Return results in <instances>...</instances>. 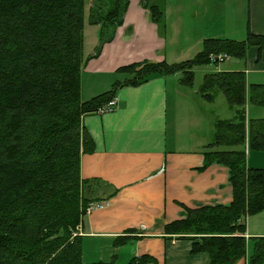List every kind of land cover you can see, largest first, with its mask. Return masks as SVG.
Segmentation results:
<instances>
[{"label": "trees", "instance_id": "1", "mask_svg": "<svg viewBox=\"0 0 264 264\" xmlns=\"http://www.w3.org/2000/svg\"><path fill=\"white\" fill-rule=\"evenodd\" d=\"M96 2L104 8H91L96 21L90 19L89 24L99 27V43L84 57L85 0H0V264H111L82 262L77 228L86 209L116 194L112 190L98 198L88 185L100 182L80 177L81 154L94 150L82 117L115 102L119 88L174 74H180L181 86L191 88L194 69L212 64L210 55L242 60L249 48L264 49V36L250 33L243 41L206 39L189 60L122 66L116 72L129 78L82 101V70L112 41L129 5V0ZM142 5L161 32V8L150 0ZM198 88L208 102L221 92L234 110L233 119L214 124L213 138L204 146L203 163L197 168L202 172L215 163L227 168L232 200L227 205L184 208V217L166 224L164 234L190 241V253L206 254L208 264H235L246 256L247 247V264H264V238L246 239L244 223L246 217L264 211V168L248 167L244 148L247 142L249 152L264 150V120L246 116L247 104L264 108V85L246 87L240 71L213 72L203 76ZM128 239L120 236L113 244L124 246ZM129 264L158 262L143 255Z\"/></svg>", "mask_w": 264, "mask_h": 264}, {"label": "crops", "instance_id": "2", "mask_svg": "<svg viewBox=\"0 0 264 264\" xmlns=\"http://www.w3.org/2000/svg\"><path fill=\"white\" fill-rule=\"evenodd\" d=\"M150 1L161 8L164 29L160 32L151 22L143 0H129L123 24L116 28L112 41L105 43L100 55L88 61L82 70V101L109 90L115 81L129 78L116 72L122 66L142 61L174 64L189 60L201 51L206 39L243 41L248 33L264 36V0ZM95 27L98 31L99 27ZM229 58L226 55L224 60ZM233 59L213 72L240 71L245 75L246 87L264 85V49L251 47L244 59ZM178 76H156L139 86L119 88L112 111L82 117V126L94 150L81 154L80 177L100 182L88 185V191L98 198L108 196L112 190L116 194L105 202L103 209L84 217L77 235L107 243L127 236L128 241L119 251L128 249L126 258L149 255L158 264H208L206 254H191V242L166 236L164 226L182 219L184 208L231 202L227 168L218 163L202 172L197 168L203 163L204 146L213 138L214 124L233 119L234 110L228 107L231 116L206 119V131L185 144L178 136L177 122L182 117L186 124L189 119L196 128L201 126L202 115L196 108L192 109L193 101L184 100L181 103H188L189 118L178 111L177 119L174 116L176 122L170 121L172 101L168 85L172 84L174 91L179 92L183 86ZM172 105L175 107L173 102ZM246 116L247 120H264V108L247 104ZM247 153L248 167L264 168V150L247 149ZM244 223L246 239L264 238V211L246 217ZM129 230L133 233H127ZM250 252L247 247L246 256L235 264H247ZM113 256L117 259L119 253Z\"/></svg>", "mask_w": 264, "mask_h": 264}, {"label": "rangeland", "instance_id": "3", "mask_svg": "<svg viewBox=\"0 0 264 264\" xmlns=\"http://www.w3.org/2000/svg\"><path fill=\"white\" fill-rule=\"evenodd\" d=\"M99 5L101 6L103 10L104 8L103 3L98 4V2H96L95 4V0H85L84 46H83L84 56L92 54L91 52L94 51L93 47L96 45V42L99 43L97 28L95 27V25L89 24V20L91 19V14L93 13V11H95L98 8ZM92 7H95L93 11L91 9ZM93 21H96V19L95 18L91 19V22ZM94 40H95V43L93 42ZM188 53L189 52H187L186 54ZM189 55H193L192 52H190ZM232 60L234 59L229 58L227 60H223L222 62H218L217 64L212 63L206 66L195 68L194 69L195 79H194V84L191 88L180 86L181 87L180 91L175 92L172 84L168 85L169 99L175 105V107H173L172 102H171V105L169 108V116H171V119H170L171 122H176V120L174 119V116L176 115V119H177L178 111L181 112V115L186 113L187 117L189 118V114L186 109L188 107V103L187 105L186 104L182 105L181 103L184 100L186 102H188L189 100L193 101L194 106L192 107V109L194 110L196 108L198 110V113L202 115L201 126H198L196 128L192 127V125L189 122V119L186 124L183 121L182 117L180 118L179 123L177 122L178 136L180 137V140L184 142L185 144H188V140L192 141L193 136L202 135V133L206 131L207 129L206 121L207 120L212 121L217 118L221 119L229 115L230 116L232 115L231 111L229 110L230 106L228 105L225 96L221 92L216 94L212 102H208L204 100L199 95V92H198V89H199L198 87L200 86L202 82V78L205 74L213 73V71H216L217 69H219V67H223L224 65H227L230 62H232ZM179 78H180V74L178 76V79ZM188 124L190 126L186 127V125ZM244 148L247 150L245 146ZM108 191L110 192L111 189H109ZM118 247L115 246L112 241L107 243L105 241H94L90 239H82V262L83 263L98 262V259L101 258L103 260L102 262H109L111 264H129V262L131 261L129 259H131L132 256L130 258L124 257V254L128 252V249L126 251L119 252L122 249V247L121 246H118ZM117 252L119 253V257L116 259L113 255H117Z\"/></svg>", "mask_w": 264, "mask_h": 264}, {"label": "built area", "instance_id": "4", "mask_svg": "<svg viewBox=\"0 0 264 264\" xmlns=\"http://www.w3.org/2000/svg\"><path fill=\"white\" fill-rule=\"evenodd\" d=\"M224 59H226V55L225 54H220L217 56L214 55H210L209 56V60L210 62H222ZM115 108V102H111L107 105L106 108H102L98 111V113H106V112H110ZM106 205V203H93L91 204L87 209H86V214H90L92 211L97 210V209H103L104 206Z\"/></svg>", "mask_w": 264, "mask_h": 264}]
</instances>
